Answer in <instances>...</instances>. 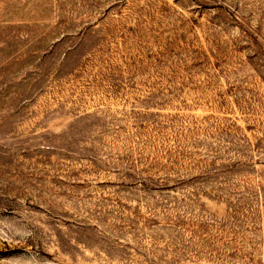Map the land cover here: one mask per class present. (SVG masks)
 Returning <instances> with one entry per match:
<instances>
[{
    "label": "rangeland",
    "instance_id": "rangeland-1",
    "mask_svg": "<svg viewBox=\"0 0 264 264\" xmlns=\"http://www.w3.org/2000/svg\"><path fill=\"white\" fill-rule=\"evenodd\" d=\"M0 264H264V0H0Z\"/></svg>",
    "mask_w": 264,
    "mask_h": 264
}]
</instances>
